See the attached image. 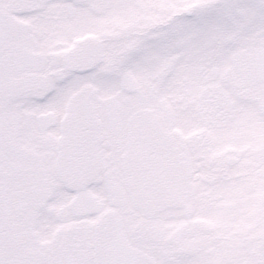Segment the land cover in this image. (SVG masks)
Listing matches in <instances>:
<instances>
[{"label":"snow or ice","instance_id":"6c2138e0","mask_svg":"<svg viewBox=\"0 0 264 264\" xmlns=\"http://www.w3.org/2000/svg\"><path fill=\"white\" fill-rule=\"evenodd\" d=\"M0 264H264V0H0Z\"/></svg>","mask_w":264,"mask_h":264},{"label":"flooded vegetation","instance_id":"af4514ba","mask_svg":"<svg viewBox=\"0 0 264 264\" xmlns=\"http://www.w3.org/2000/svg\"><path fill=\"white\" fill-rule=\"evenodd\" d=\"M248 149V145L242 141L241 138H237V143L233 146H230V150L242 153V150L246 151ZM244 169L250 170V161L244 159H238L233 162L230 166V170L232 174H236L235 176H241L240 174Z\"/></svg>","mask_w":264,"mask_h":264}]
</instances>
